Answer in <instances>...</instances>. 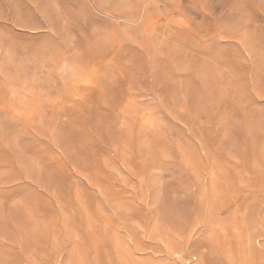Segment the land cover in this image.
Here are the masks:
<instances>
[{
	"label": "rangeland",
	"instance_id": "1",
	"mask_svg": "<svg viewBox=\"0 0 264 264\" xmlns=\"http://www.w3.org/2000/svg\"><path fill=\"white\" fill-rule=\"evenodd\" d=\"M0 264H264V0H0Z\"/></svg>",
	"mask_w": 264,
	"mask_h": 264
}]
</instances>
